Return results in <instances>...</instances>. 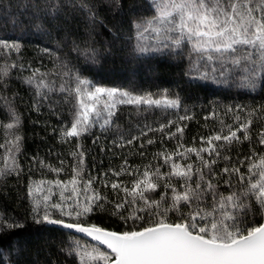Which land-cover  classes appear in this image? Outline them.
Instances as JSON below:
<instances>
[{"label": "snow or ice", "instance_id": "obj_1", "mask_svg": "<svg viewBox=\"0 0 264 264\" xmlns=\"http://www.w3.org/2000/svg\"><path fill=\"white\" fill-rule=\"evenodd\" d=\"M103 3L114 6V12L122 10L121 0H103ZM30 7V19L39 21L34 25L37 34H48V26L65 16L66 7L83 14L93 29L97 25L106 27L100 18L99 0L96 3L34 0ZM129 24L128 39L134 41L130 59L165 50L180 54L187 48L189 58L195 56V65L203 69L194 79L250 91H256L264 80V0H147V9L133 12ZM108 30L114 39L122 38L119 29ZM20 47L19 42L0 41V49L6 51L18 53ZM16 67L15 63L0 67V85L6 87L10 70ZM63 67L62 79L69 77L71 82L57 86L55 80L49 79L53 74L39 68L32 69L23 81L34 89L33 109L37 112L45 101L50 108L54 106L55 93L63 94L66 101L74 98L73 119L70 126L61 129L62 138L79 141L98 126L106 133H114L110 143L115 148L135 146L137 152L133 154L140 156L145 155L142 150L147 145L156 143L149 136L152 132L175 139L176 147L156 152L152 159H160L163 164L149 162L142 171L125 156L118 169H109L116 179H103V187H110L115 196L109 199L94 187L101 177L84 178L85 152L77 143V150L71 153L77 162L70 179L42 180L28 186L33 223L70 230L62 251L77 264H264V219L256 220L257 215L264 218V152L257 151V146H264V127L257 133V145L251 143L253 118L264 119V105L248 109L243 120L235 116V127L221 121V129L207 137L201 136L199 145L195 142L185 145L186 125L180 122L191 120L190 115H179L177 120H166L158 127L145 116L142 123L130 125L127 131L116 119L121 105L134 107L138 114L153 108L179 109L178 96L171 98L163 93L156 97L151 93L134 94L95 86L66 64ZM0 98L6 102L11 116L7 128H19L20 115L13 101ZM59 102L55 100V104ZM174 125V131L165 132ZM99 139L96 137L93 144ZM21 140L16 133L8 142L11 146L6 149L0 179L20 175L22 169L17 156ZM244 142L250 143L249 153L241 155L237 150L233 154V147ZM100 150L105 151L103 147ZM39 163L46 166L44 161ZM165 166L167 170L161 171ZM47 167L57 174L63 170ZM122 174L135 177L130 186L119 179ZM107 176L108 172L102 173V177ZM45 184L49 185L47 189ZM53 187L59 190L57 201L51 199L57 195ZM158 189L162 190L157 199L151 194ZM106 205H112L111 214L119 216L125 224L133 221V227L112 231L87 222L94 210L107 211ZM23 227L22 222L0 213V264H7L3 239H9L8 249L16 247L15 237L10 234ZM73 232L83 234L108 251L72 235Z\"/></svg>", "mask_w": 264, "mask_h": 264}, {"label": "trees", "instance_id": "obj_2", "mask_svg": "<svg viewBox=\"0 0 264 264\" xmlns=\"http://www.w3.org/2000/svg\"><path fill=\"white\" fill-rule=\"evenodd\" d=\"M33 2L34 0H0V41H15L21 45L18 53L0 49V67L12 63L17 65L10 70V76L5 81L6 87L0 85V97H7L13 101L21 120L19 128H7V124L12 122L11 116L6 102L0 98V145H4L0 147V167L4 166L6 149L11 146L8 142L16 133L22 137L21 150L17 156L22 171L19 176L9 175L5 179H0V213L24 224L22 229L10 234L15 237L16 247L8 249L9 239H3V247L6 249L4 258L7 264H77L74 258L62 251L67 246L68 230L33 223L28 186L42 180L70 179L72 168L77 162L71 153L77 150L76 144L80 143L85 152L84 178L87 179L89 175L101 177L94 187L99 188L109 199H115L111 188L103 187V179H116L112 177L109 169H118L125 156L131 165L140 167L141 171L149 162L163 164L160 159L153 160V155L165 148L173 150L176 147V140L167 139L163 133H149L156 143L147 145L142 150L145 155L140 156L133 154L137 152L135 146L115 148L110 143L114 133H106L98 126L92 129L91 134L80 137L79 141L76 138H62L61 129L64 125L70 126L73 119L74 98L69 97L66 101L63 94L55 93L52 108L49 107V102L45 101L38 112L34 110V89L23 82L31 75L32 69L39 68L41 72L52 73L49 79L55 80L57 86L61 82H71L69 77L62 79L65 71L63 65L66 64L68 69L89 79L95 86L117 88L134 94L151 93L156 97L163 93H167L171 98L178 96L181 102L179 109L153 108L138 114L134 107L121 105L116 119L121 128L127 131L130 125H135L138 121L142 123L145 116L150 123L155 121L154 126L158 127L159 123L166 120H177L179 115H190L191 120L180 122L186 125L183 134L185 145H192L193 142L199 145L201 136L207 137L221 129V121L235 127V116L239 115L243 120L248 109L264 105V80L256 91H250L194 79L203 69L195 65V56L189 58L187 48L180 54L165 50L162 53H151L138 59H130L134 41L128 39L131 34L129 21L133 12L147 9V0H121L122 10L118 12H114V6L109 7L103 0H99L100 18L106 27L97 25L94 29L83 18V14L66 7L65 16L48 26V34H37L34 25L39 21L30 19L32 15L30 5ZM61 2L63 3V0ZM90 2L96 3L97 0ZM108 29H112L113 32L119 29L118 34L122 38L114 39ZM56 99H59V104H55ZM229 108L233 111L229 112ZM259 115L260 113L258 117ZM253 121L251 143L257 145V133L264 127V119L254 117ZM174 129L175 125L172 129H165V132ZM96 137L100 139L93 144ZM102 147L105 149L103 152L100 150ZM237 150L241 155L248 154L250 143L235 145L233 154ZM257 151L264 152V146H257ZM61 160L65 162L63 165L60 163ZM39 161H44L46 166L41 167ZM47 165L63 170L57 174L50 171ZM166 170V166L161 168V171ZM104 172H108L107 177H102ZM134 178L127 174L119 177L129 186ZM48 187L49 185H44L45 189ZM161 190L158 189L151 195L158 199ZM53 192L57 195H53L51 199L57 201L59 190L53 187ZM105 207L107 211L97 209L89 214L87 222L112 231H123L133 227V221L129 220L125 224L119 216L111 214L112 205ZM52 211L54 215H58L56 210ZM262 219L264 218L260 215L256 216L258 222ZM139 224L137 221L136 226ZM72 235L76 236L73 233ZM101 250L107 251L105 248Z\"/></svg>", "mask_w": 264, "mask_h": 264}, {"label": "water", "instance_id": "obj_3", "mask_svg": "<svg viewBox=\"0 0 264 264\" xmlns=\"http://www.w3.org/2000/svg\"><path fill=\"white\" fill-rule=\"evenodd\" d=\"M66 230V229H65ZM69 232H70V230H68ZM73 234H75L76 236H80V237H82V238H84V239H86V240H91L90 238H88V237H86V236H83V234H78V233H74L73 232ZM92 242H94L95 244H97V245H99L97 242H95V241H92ZM99 246H101V247H103V248H105L103 245H99Z\"/></svg>", "mask_w": 264, "mask_h": 264}, {"label": "rangeland", "instance_id": "obj_4", "mask_svg": "<svg viewBox=\"0 0 264 264\" xmlns=\"http://www.w3.org/2000/svg\"><path fill=\"white\" fill-rule=\"evenodd\" d=\"M89 241V240H88ZM91 241V240H90ZM92 242V241H91ZM94 243V242H93ZM95 244V243H94ZM95 245H97V244H95ZM98 247H100V248H103V247H101V246H99V245H97ZM106 249V248H105ZM107 250V249H106ZM108 251V250H107Z\"/></svg>", "mask_w": 264, "mask_h": 264}]
</instances>
